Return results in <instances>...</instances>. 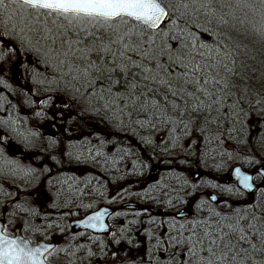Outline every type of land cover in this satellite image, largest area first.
I'll list each match as a JSON object with an SVG mask.
<instances>
[{"label": "snow or ice", "instance_id": "1", "mask_svg": "<svg viewBox=\"0 0 264 264\" xmlns=\"http://www.w3.org/2000/svg\"><path fill=\"white\" fill-rule=\"evenodd\" d=\"M261 52L264 0H0V85L12 90L9 80L15 69L22 68L25 85L29 78L32 85L21 89L25 106L40 96L39 103L47 108L53 94H59L67 98L65 108L88 114L107 129L105 133L94 129L83 141L69 144L66 153L63 142L50 138L48 149L54 151L45 152L54 163L41 168L21 164L9 152L8 136L0 135V182L21 178L25 183L35 180L38 186L44 174L64 163V155L69 162L100 165L108 171L106 165L115 166L117 155L123 160L134 151L131 141L119 147L117 134H123L141 146L131 164L134 175L144 176L153 162L165 165V175L140 191L120 186L115 194L105 195L103 184L94 188L109 204L128 193L142 204L164 207L162 216L141 207L121 228L119 238L111 233L116 244L127 239L131 245L126 234L134 230L132 226H141L147 245L141 240L135 247L146 250L131 264H264V155H256L257 148L264 149V132L256 148L249 147L250 154L244 155L246 163L257 166L255 175L234 167L236 183L227 184L219 183L215 175L204 178L192 172L203 166L220 174L246 143H252L251 137L245 138L252 128L253 109L264 119ZM6 104L10 101L0 95V111H7ZM18 119L0 118V127L26 140L17 130ZM108 145L116 148L112 156L103 151ZM93 178L99 180L87 177L85 186ZM167 179L175 183H164ZM58 182L67 183L74 193L84 191L74 188L78 179ZM0 194L11 195L2 183ZM72 203L66 200L65 207ZM180 205H191V215ZM15 207L33 217L40 215L35 208L19 203ZM92 207L76 205L77 210ZM76 214L65 211L54 221L45 217L44 235L58 229L61 237L66 236L62 220ZM113 214L127 215L103 208L77 225L106 233L110 229L104 218ZM145 215L149 228L142 227ZM24 227H30L28 222ZM88 238L99 240L90 234ZM104 248L101 243L99 256L88 251L94 264H114L117 259L125 264L131 259L130 252L123 259L113 252L105 260ZM53 251L65 249H57L54 240L33 246L21 236H10L7 225L0 223V264H48L45 254Z\"/></svg>", "mask_w": 264, "mask_h": 264}, {"label": "trees", "instance_id": "2", "mask_svg": "<svg viewBox=\"0 0 264 264\" xmlns=\"http://www.w3.org/2000/svg\"><path fill=\"white\" fill-rule=\"evenodd\" d=\"M260 58L264 59V52L260 53ZM24 69L17 68L14 70V82L12 85V90L5 89L3 85H0V95H3L8 98L10 104H6L5 107L7 111H0V118L7 119L9 115L12 117H18V123L16 125L19 133H23L27 136L25 140L23 136L18 135L17 132L6 131L4 128L0 127V135H7L11 143H16L20 150L17 147L10 146L9 152L13 155L14 158H18L23 165H31L33 167L41 168L45 164L51 166L54 162L51 160V157L45 152V149H48L49 140L55 139L58 142H63V147L65 153L69 150V144H78L83 141L86 134L92 132L94 129L105 133L107 129L98 125L94 119L88 115L81 114L73 107L66 108L65 111L53 113L55 115V119L51 118L53 115L45 112L43 119H46L54 129L51 134H39V136H30L28 133H32L33 131L28 130L29 125L27 119L31 116L24 115L21 112V109L24 107L25 109L31 108L32 110H40V103L35 96L32 97L34 103L31 106H25L22 103L23 91L21 89H26L32 87L31 81H29L27 85L24 83ZM55 97H63L65 98V103H67V98L59 95L53 94ZM15 104L16 107L12 108L10 105ZM261 115L253 109V114L251 117V125L252 128L250 132L246 136V141L248 137H251L252 143L246 145L242 148L239 154H236V159L233 161H228L225 165V170L220 174H214L211 169H205L203 166L199 168H193V173H198L200 177L204 178H212L214 175L216 176L219 183H227L233 184L230 181V171L233 166H240L243 170L253 171L257 167L254 164H248L244 161V155L250 154L249 147L256 148V144L258 142V138L262 132H264V128L261 127L264 124V119H261ZM117 136L121 139V143L119 147H127L129 146V141H131V147L133 148V153L131 155L124 156L123 160H120L119 155H117V163L115 166L111 162H109L106 167L108 171H104L100 165L93 166L91 163L89 164H77L75 161L69 162L66 155L63 156L64 163L62 165H55L52 167L50 173L44 174L41 177L43 183L38 185V189H40L39 193L42 195L39 196L43 199V201L38 200V196L34 197V194H28L27 192L33 189V186H36V181L33 180L31 183H25L24 179L17 178L13 182L12 178H6L2 182L3 190L5 192L11 193L10 196H5L0 194V222L4 223L8 227L9 234H12L13 229L15 227L20 228V232L22 236L28 239L30 242L35 243L39 240L49 241L54 240L56 243V248H64L65 251H53L46 257V260L53 264H94V259L89 258L88 251L91 250L93 253H96L97 256L100 255V244L103 243L105 245L104 248V256L103 258L107 260L108 254L111 252H117L120 244L124 246V249L127 250L131 247L137 240L143 239L146 241V236L144 235L141 226L135 225L132 226L133 231L128 232L126 235L132 239L133 244H128L127 239L121 240V243L118 245L112 240L111 233H117V238H119V233L122 227L127 226L126 221L133 219V213L135 211H123L119 210L120 205L124 202H135L140 208L141 207H154L160 210V214L158 216H162L164 214L163 205H158L155 202H151L148 204H142V202L135 196H131L128 193H125V198L123 200H117L113 204H109L104 197H101L98 192L94 191V188L99 187L101 184L104 185L102 191L105 192V195L109 193L115 194V191L123 186L127 188L129 192L132 191H140L142 187L147 186V184L153 183L156 180H159L162 175H165V165L162 163L153 162L150 170H146L144 176L138 177L134 175V169L131 168L132 161L137 159L138 153L135 149L141 147L136 140L128 137L127 139L123 138V134H117ZM96 147H99V143L94 141ZM229 150H231V145H229ZM49 152L54 151L53 149H48ZM103 151L108 155L112 156L113 153L116 152V148L111 145L106 146ZM147 152H150L151 149H147ZM122 155V153L120 154ZM257 158L264 155V149H256ZM37 157H40V160H37ZM60 158V157H58ZM98 160L103 161V157H97ZM212 161H209L211 164ZM37 175H40V172H37ZM99 176V180L93 178L91 179V183L85 186V178L87 177H96ZM47 177V179L45 178ZM120 177H123L122 179ZM69 178H72L69 180ZM48 179L52 180V183H48ZM78 179L80 183L78 185H74V188L78 187L80 189H84L83 192H73L68 189V184H61L58 181L68 180L70 183L73 180ZM164 183H175L174 180L167 179L163 181ZM208 192H212V189H206ZM57 193H59L57 195ZM216 194L219 195L217 192ZM71 199L73 201L72 204L67 205L65 207L66 200ZM93 204V207L90 209H79L77 210L76 205L78 203ZM21 204L24 207L35 208L39 212V216L33 217L30 216L27 212H22L15 207L16 204ZM53 203L56 204V207H49ZM100 206H107L113 208L115 212L127 213L126 216L122 215L120 217H116L114 214L109 218L110 232L106 235L97 236L99 240H90L88 238L90 233H85L84 236H78L71 227L70 223L72 220L79 219L84 215L92 212L93 210L98 209ZM180 209H183L188 212H192V206L189 205L187 207L180 205ZM139 208V209H140ZM75 211L77 214L75 216L69 215L62 220V223L65 225L66 236L61 237L58 229H54L48 233L47 236L44 235L41 226L47 220L54 221L58 220V217L62 215L65 211ZM14 213L12 216L10 214ZM151 214V213H150ZM152 215V214H151ZM154 216V215H153ZM12 220V223H8L9 220ZM145 223L143 224V228L151 227L147 223L148 216L145 215L143 217ZM25 222H28L30 227L25 230ZM35 228H41V231H34ZM139 231V234H138ZM92 235V234H90ZM73 236H76V239H72ZM95 236V235H92ZM80 245H84L85 247L80 248ZM139 258V257H138ZM137 258V259H138ZM132 261L126 262L125 264H131ZM118 264H121L119 262Z\"/></svg>", "mask_w": 264, "mask_h": 264}, {"label": "rangeland", "instance_id": "3", "mask_svg": "<svg viewBox=\"0 0 264 264\" xmlns=\"http://www.w3.org/2000/svg\"><path fill=\"white\" fill-rule=\"evenodd\" d=\"M9 83L14 85L15 82H14V75H12V78L9 80ZM34 98V97H33ZM38 99V101H40L41 97L38 96L36 97ZM64 104H65V98L63 99V97L59 98V97H55L53 95V99L49 102V106L47 108H45L42 104L40 105V110H32L31 108H28V109H25L24 107L21 109V112L26 115L28 113V115H31L28 119H27V122H28V125H29V129L28 130H31L33 131L34 133H36L37 136H39V134H51L53 133V126L48 122L46 121V119H43L44 115L41 116V117H37L35 115V112L36 111H42V112H47L48 114H52L53 113H57V112H62L66 110V108L64 107ZM63 115V114H62ZM13 145V147H17L19 150V146L16 144V143H11V146ZM40 189H38L37 186H33V189H31L30 191H28L27 193L28 194H34V197H35V194L36 196H38V200H41L43 201V199L39 196H41L42 194L39 193ZM218 195V194H217ZM192 212H190V215H191ZM141 240L143 239H139L137 240L133 245H131L130 248H128L127 250H123V252L121 254H119V256L123 259L125 258L126 254L127 253H131V259H125V263L126 262H129V261H132V260H135L139 257V255L141 254L142 251L146 250V247L144 248H137L135 247V245L137 243H139ZM144 241V244L145 246L147 245L146 241ZM117 262H114V264H118L119 262H121V260H116Z\"/></svg>", "mask_w": 264, "mask_h": 264}, {"label": "water", "instance_id": "4", "mask_svg": "<svg viewBox=\"0 0 264 264\" xmlns=\"http://www.w3.org/2000/svg\"><path fill=\"white\" fill-rule=\"evenodd\" d=\"M234 167H239V166H234ZM234 167L232 168V170H231V172H229L230 173V177H231V181L235 184L236 183V179H235V176L232 174L233 172H234ZM240 168V167H239ZM241 169V168H240ZM241 171L242 172H245V173H248V174H251V175H254V172L253 171H245V170H243V169H241ZM103 208H107V207H105V206H101V207H99L97 210H94L93 212H90V213H88V214H86L85 216H87V215H91L92 213H94V212H96V211H100L101 209H103ZM121 208L122 209H127V210H137V208H139L138 206H137V204H135V203H125V204H123L122 206H121ZM108 210H109V212L110 213H113V210H111L110 208H107ZM150 209V211L151 212H153L155 215H157L159 212H158V210H156V209H154V208H149ZM85 216L84 217H82L81 219H84L85 218ZM108 217L109 216H105V218H104V222H105V224H106V226L109 228V225H108V223H107V219H108ZM81 219H78V220H81ZM78 220H74V221H72V222H70V227L72 228V229H74L75 231H77V232H84V231H86V232H89V233H91V234H94V235H102V234H107L108 232H96V231H93V230H91V229H85V228H83V227H79L78 225H77V221ZM1 223V222H0ZM110 229V228H109ZM21 236V233H20V229L19 228H15L14 229V231H13V235H11L12 237H14V236ZM21 237H23V236H21ZM24 238V237H23ZM26 239V238H25ZM27 240V239H26ZM29 241V240H28ZM47 243V242H45V241H42V240H39V241H37L36 243H31L33 246H35L37 243ZM122 249V247L120 248V250ZM47 255H49V254H45V257L47 256ZM44 257V258H45ZM46 259V258H45ZM48 264H51V263H49L48 262Z\"/></svg>", "mask_w": 264, "mask_h": 264}, {"label": "flooded vegetation", "instance_id": "5", "mask_svg": "<svg viewBox=\"0 0 264 264\" xmlns=\"http://www.w3.org/2000/svg\"><path fill=\"white\" fill-rule=\"evenodd\" d=\"M114 213H115V211H114ZM111 216V215H110ZM110 216H109V218H110ZM98 236H100V235H98ZM102 236V235H101ZM117 260H120V259H117Z\"/></svg>", "mask_w": 264, "mask_h": 264}]
</instances>
